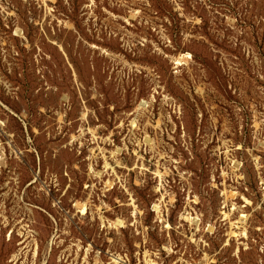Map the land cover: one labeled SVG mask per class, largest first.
Wrapping results in <instances>:
<instances>
[{
  "label": "rangeland",
  "instance_id": "obj_1",
  "mask_svg": "<svg viewBox=\"0 0 264 264\" xmlns=\"http://www.w3.org/2000/svg\"><path fill=\"white\" fill-rule=\"evenodd\" d=\"M0 142V264H264V0H0Z\"/></svg>",
  "mask_w": 264,
  "mask_h": 264
},
{
  "label": "built area",
  "instance_id": "obj_2",
  "mask_svg": "<svg viewBox=\"0 0 264 264\" xmlns=\"http://www.w3.org/2000/svg\"><path fill=\"white\" fill-rule=\"evenodd\" d=\"M14 145H15V143H13V142H8V143L0 142V168L5 169L4 165L6 164L7 159L9 158V156H8L9 150L8 149H10L14 154H17V152L13 149L15 147ZM13 153H11V154H13ZM24 234H26V233H24ZM11 237H12V234L8 237V239L10 241L12 239Z\"/></svg>",
  "mask_w": 264,
  "mask_h": 264
},
{
  "label": "bare ground",
  "instance_id": "obj_3",
  "mask_svg": "<svg viewBox=\"0 0 264 264\" xmlns=\"http://www.w3.org/2000/svg\"><path fill=\"white\" fill-rule=\"evenodd\" d=\"M180 59H181V57L178 58V59L176 60V63H177V64H179V63L181 62ZM78 207L81 209V211H82L83 214L86 213L87 208H86L85 205H80V206H78ZM17 259H18V257H16V260H17Z\"/></svg>",
  "mask_w": 264,
  "mask_h": 264
}]
</instances>
